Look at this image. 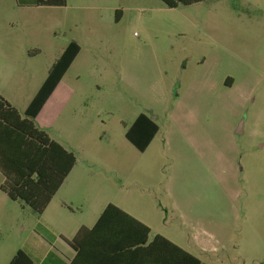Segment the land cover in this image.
Instances as JSON below:
<instances>
[{"label": "rangeland", "instance_id": "obj_1", "mask_svg": "<svg viewBox=\"0 0 264 264\" xmlns=\"http://www.w3.org/2000/svg\"><path fill=\"white\" fill-rule=\"evenodd\" d=\"M71 42L34 124L76 168L42 216L0 191V264L70 258L108 204L205 264H264V0H0V96L22 112ZM140 114L144 152L124 136Z\"/></svg>", "mask_w": 264, "mask_h": 264}, {"label": "trees", "instance_id": "obj_2", "mask_svg": "<svg viewBox=\"0 0 264 264\" xmlns=\"http://www.w3.org/2000/svg\"><path fill=\"white\" fill-rule=\"evenodd\" d=\"M169 9L204 0H161ZM37 6L63 7L65 0H36ZM79 47L71 42L51 69L44 84L23 114L0 96V191L42 216L53 196L76 164L75 155L39 130L34 119L59 83ZM158 126L144 114L136 117L125 139L144 152ZM150 229L113 204H108L91 228L81 227L67 242L71 259L49 250L42 264H205L160 235L150 241ZM51 245V244H50ZM264 262V259H263ZM8 264H34L19 250Z\"/></svg>", "mask_w": 264, "mask_h": 264}, {"label": "crops", "instance_id": "obj_3", "mask_svg": "<svg viewBox=\"0 0 264 264\" xmlns=\"http://www.w3.org/2000/svg\"><path fill=\"white\" fill-rule=\"evenodd\" d=\"M40 7H43V8H58V7H48V6H40ZM70 44V43H69ZM68 44V45H69ZM67 45V46H68ZM67 46H66V48H67ZM65 48V49H66ZM65 49H64V51H65ZM64 51L61 53V55L57 58V60L54 62V64L51 66V68H50V70L48 71V73L46 74V76H45V78L40 82V84H39V86L37 87V89H36V91H35V93H34V96L32 97V99L30 100V102H29V104L24 108V110L22 111V112H20V111H18L16 108V110L20 113V114H23L25 111H26V109L28 108V106L30 105V103L32 102V100H33V98L36 96V94L38 93V91L40 90V88L42 87V85L44 84V82H45V80L47 79V77H48V75H49V73H50V71H51V69L54 67V65L57 63V61L59 60V58L62 56V54L64 53ZM79 52H80V49H79ZM79 52L77 53V55L75 56V58H74V60L72 61V63L75 61V59H76V57L78 56V54H79ZM72 63H71V65H72ZM70 65V66H71ZM70 66H69V68H70ZM68 68V69H69ZM67 69V70H68ZM66 73V72H65ZM65 75V74H64ZM64 75H63V77H64ZM62 77V78H63ZM62 78H61V80H62ZM61 80L59 81V83L61 82ZM59 83L56 85V87H55V89L53 90V92L50 94V96L48 97V99L46 100V102L44 103V105H43V107L41 108V110L39 111V113L36 115V117H35V119H34V121L36 120V118L40 115V113L45 109V107L47 106V104L49 103V101H50V99H51V97H52V95H53V93H54V91L56 90V88L58 87V85H59ZM2 97V96H1ZM6 99V98H5ZM7 101V100H6ZM8 102V101H7ZM9 103V102H8ZM10 104V103H9ZM12 107H13V105L12 104H10ZM49 137V136H48ZM50 140H52L51 138H50ZM53 141V140H52ZM55 142V141H54ZM59 145H61L60 143H58ZM62 146V145H61ZM65 150H67L64 146H62ZM76 168V164H75V166L73 167V169L71 170V172L68 174V176L65 178V180H64V182L62 183V185L60 186V188H59V190L61 189V187L66 183V181L68 180V178L71 176V174H72V172L74 171V169ZM3 182V181H2ZM2 184V183H1ZM0 184V185H1ZM58 190V191H59ZM58 191H57V193H58ZM56 193V194H57ZM55 194V195H56ZM55 195L53 196V198L55 197ZM53 198L51 199V201H50V203L52 202V200H53ZM50 203H49V205H50ZM48 205V206H49ZM48 206H47V208H48ZM106 207V206H105ZM104 207V208H105ZM46 208V209H47ZM103 208V209H104ZM46 209H45V211H46ZM44 211V212H45ZM103 211V210H102ZM102 211L100 212V214L102 213ZM123 211V210H122ZM44 212H43V214H44ZM125 212V211H124ZM126 213V212H125ZM42 214V215H43ZM100 214H99V216H100ZM128 214V213H127ZM129 215V214H128ZM98 216V217H99ZM131 216V215H130ZM98 217H97V219H98ZM132 217V216H131ZM134 218V217H133ZM96 219V220H97ZM135 219V218H134ZM137 221H139V220H137ZM96 222V221H95ZM140 222V221H139ZM140 223H142V222H140ZM95 224V223H94ZM93 224V225H94ZM142 224H144V223H142ZM145 225V224H144ZM145 226H147V225H145ZM148 227V226H147ZM149 228V227H148ZM150 229V228H149ZM78 231V230H77ZM150 234H151V230H150V233H149V236H148V240L150 241L155 235H159V234H155L153 237H151L150 236ZM161 236V235H160ZM163 237V236H162ZM73 238V237H72ZM163 238H165V237H163ZM166 240H168L167 238H165ZM169 242H171L173 245H175V246H177V247H179L180 249H182V250H184L183 248H181L180 246H178L177 244H175L174 242H172L171 240H168ZM185 252H187L188 254H190V255H192V253L191 252H188V251H186V250H184ZM202 254H205L204 252H202ZM201 254V255H202ZM73 255H74V252H73V254H72V256L70 257V258H67V257H65V258H67V259H71L72 257H73ZM193 257H195L194 255H192ZM195 258H197V257H195ZM198 259V258H197ZM199 260V259H198ZM201 261V260H200ZM202 262V261H201ZM203 263V262H202Z\"/></svg>", "mask_w": 264, "mask_h": 264}]
</instances>
